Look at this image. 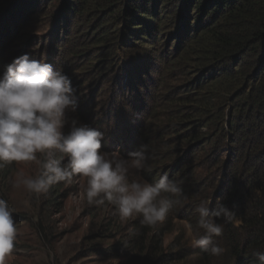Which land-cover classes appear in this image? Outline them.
<instances>
[{
    "label": "trees",
    "instance_id": "1",
    "mask_svg": "<svg viewBox=\"0 0 264 264\" xmlns=\"http://www.w3.org/2000/svg\"><path fill=\"white\" fill-rule=\"evenodd\" d=\"M53 1L0 0V72L37 45L38 58L72 73L81 118L104 132L109 150L119 148L129 158L140 144L149 145L151 170L141 174L149 181L172 175L187 197L154 227L131 220L135 234H127L114 254L130 255L134 264H180L193 255L196 264H253L264 252V0H58L57 8ZM166 19L174 30L162 27ZM145 75L156 80L149 86L155 96L147 87L141 92ZM88 83L92 93H84ZM106 83L113 89L110 106L100 103ZM97 110L105 119L111 112L126 116L125 127L91 122ZM17 164L0 167V198L14 210L15 224H32L47 239L45 208H33L30 217L9 192ZM200 165L214 176L198 180L194 166ZM62 184L51 186L44 199ZM202 200L211 201L210 210L222 202L233 212L231 221L217 220L224 224L217 240L226 249L219 257L191 251L181 237L165 244L175 220L195 227Z\"/></svg>",
    "mask_w": 264,
    "mask_h": 264
},
{
    "label": "clouds",
    "instance_id": "2",
    "mask_svg": "<svg viewBox=\"0 0 264 264\" xmlns=\"http://www.w3.org/2000/svg\"><path fill=\"white\" fill-rule=\"evenodd\" d=\"M39 59L21 53L0 72V167L27 161L39 165L31 175L18 172L12 187L23 186L29 193L40 195L54 184L78 177L85 181L89 205L108 203L121 221L140 218L148 227L162 222L187 200L181 181L167 173L151 181L138 174L151 170L149 145L140 144L129 158L119 149L102 150L104 132L69 116L78 108L71 78L55 69L47 56ZM210 206L211 201H200L195 207V227L189 223L186 229L193 247L219 257L226 249L217 240L224 232V224L217 220L231 221L233 212L222 202H217L214 210ZM13 211L7 200L0 198V264L15 246ZM128 234H135L131 227ZM253 264H264V252L257 253Z\"/></svg>",
    "mask_w": 264,
    "mask_h": 264
},
{
    "label": "rangeland",
    "instance_id": "3",
    "mask_svg": "<svg viewBox=\"0 0 264 264\" xmlns=\"http://www.w3.org/2000/svg\"><path fill=\"white\" fill-rule=\"evenodd\" d=\"M53 2L54 3L51 5L53 8L61 6L58 0H54ZM42 6H39L38 11V13H40V17L43 15ZM38 21L39 20L36 22ZM48 23L49 22H46L43 29H40L41 31L36 34L39 36L41 34L43 35ZM161 24L162 27L174 30V25L171 24L168 19ZM3 26L6 27L7 22H4ZM43 39L45 40L44 37ZM21 44L24 47V44L26 43H23L22 41ZM37 48V45L33 47V49L29 47V50L31 49L30 53L35 52V54H31V57L34 59H39L38 55L40 53ZM146 48L148 50H152L150 45H146ZM30 53L28 54L30 55ZM150 64L156 68L160 65H157V63L155 64L154 59L150 60ZM67 75L72 78L71 72L69 73L67 71ZM153 75L155 78H158V73H153ZM90 76L91 75H88L87 77ZM154 77L151 75L146 76L148 80L144 83L141 92H146L145 87L149 88L150 85H157L154 83L156 80L152 82V78ZM94 78L95 77H92V79ZM99 81H97V87H101L102 85H100L101 81ZM92 85L93 83H88L84 86L83 88L86 90L84 93H92ZM103 86V89L107 88V90L104 92V97L99 96L100 103L109 105L108 95L113 89L109 88L107 83ZM128 94L129 92H127V95ZM151 95L155 96V92L152 89ZM141 96L144 97L143 94H141ZM96 97L98 101V95H96ZM145 98L144 104L146 105V108L151 107L148 102L150 96ZM79 108L80 105L78 101L77 111L75 113L70 112L69 116L78 117L82 122H85L81 118ZM96 113L99 118L96 116L90 117L88 116V113L87 116L91 122H93L94 119L95 122L93 123L97 125H99L102 121H105L104 125H109L110 127L117 126L119 123H122L124 127L126 125V122H124L126 116L118 115L117 112H111L107 119L103 117L104 115H102L100 111L97 110ZM96 119L98 120L96 121ZM86 123L89 122L87 121ZM89 124L92 125L91 123ZM102 150L110 151L108 145L105 143H103ZM198 156L199 158L204 157L201 153ZM38 157L41 160L44 159L40 156V154H38ZM194 168V175L198 178V180H201L205 175L210 177L214 176L213 171H209V169L207 170V167L203 165L194 166ZM38 169L39 165L35 162H19L11 172L12 180L20 171L24 172L25 175H31ZM138 174L143 175L141 173ZM230 175L232 174L230 173L229 176ZM169 177L171 178L172 175H169ZM84 184L85 181L83 179L74 177L69 182H63L60 190L51 195V199H44L45 194L36 195L29 193L23 186L14 188L12 187V183H10L9 192L12 195V199L14 200L17 208L27 210L28 213H30V211L33 212V208H45L46 211L41 217L47 228L46 230L48 232V236L47 239H44V237L42 239L39 238L36 235L32 224H25L24 222L15 224L17 228L15 246L10 253L5 255L4 264H134L130 255H115L113 252V248H118L125 244L128 228L131 226L129 222L133 219L121 221L118 215L113 214V206L107 203L99 206L89 205L84 194ZM49 200L50 203L46 205ZM191 203L192 202L188 204ZM29 216L31 217L32 213H30ZM175 221L176 227H174V230L168 233L165 237V244L168 245L174 238L181 237V243H183L186 248L191 249V251H196L198 247L192 246L190 235L186 229V225L190 222L183 219H177ZM126 247L127 244L125 248ZM169 250L170 249H167L170 253L171 251ZM196 262V255H193L180 264H196ZM139 264L155 263L154 261H145V263L141 261Z\"/></svg>",
    "mask_w": 264,
    "mask_h": 264
}]
</instances>
